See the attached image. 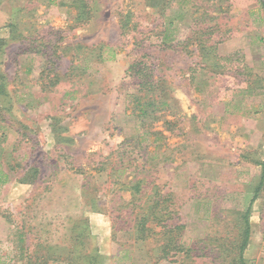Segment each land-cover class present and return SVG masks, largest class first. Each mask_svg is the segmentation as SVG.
Returning <instances> with one entry per match:
<instances>
[{
  "label": "rangeland",
  "instance_id": "1",
  "mask_svg": "<svg viewBox=\"0 0 264 264\" xmlns=\"http://www.w3.org/2000/svg\"><path fill=\"white\" fill-rule=\"evenodd\" d=\"M0 85V264H264V0H0Z\"/></svg>",
  "mask_w": 264,
  "mask_h": 264
},
{
  "label": "trees",
  "instance_id": "2",
  "mask_svg": "<svg viewBox=\"0 0 264 264\" xmlns=\"http://www.w3.org/2000/svg\"><path fill=\"white\" fill-rule=\"evenodd\" d=\"M79 12L80 13L77 16V20L78 21H81L82 20L81 14H84V13H87V12L84 11V10L83 11L80 10ZM121 22H122L121 23L122 24L121 25V28H124L125 27V23L123 21H121ZM163 42H165V41H163ZM142 71H143V69L142 70L140 69L138 71V73L140 74L139 75V78H140L139 86H140L141 89H145L144 92H152L151 89H150V87H148L149 80L146 78L147 75H146V73H144ZM1 88H2V85H0V89ZM260 164H261V166L263 168V171H262V174H261V177H260V181L258 183V186L255 188L254 195H253V197L251 199V202H250V204H249V206L247 208V211L244 214V222H245V242H246V239H247V236H248V232H249V227H248L249 225H248V220H247L248 211L250 209V206H251L252 201L254 200V198L256 196L257 190L261 187V185L263 184V181H264V161L260 162ZM76 170L78 171V169H76ZM6 181H7V175H6V173L5 172H2L0 170V184L1 183H5ZM140 184H141V180L138 179V180L134 181V183H133L134 190L139 191L140 190ZM146 223H147V215L146 214H144V215H137L135 217V226H137V228L139 229L140 232H143L145 230H147V231L150 230V227L147 226ZM243 246H244V243L242 244L241 247H243ZM241 263H243L242 262V259H241ZM2 264H3V262H2Z\"/></svg>",
  "mask_w": 264,
  "mask_h": 264
}]
</instances>
